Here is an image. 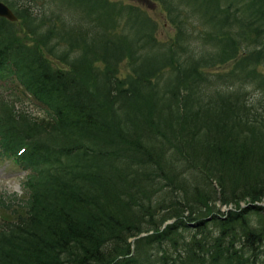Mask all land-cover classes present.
<instances>
[{"label": "trees", "instance_id": "trees-1", "mask_svg": "<svg viewBox=\"0 0 264 264\" xmlns=\"http://www.w3.org/2000/svg\"><path fill=\"white\" fill-rule=\"evenodd\" d=\"M0 1V264H264V0Z\"/></svg>", "mask_w": 264, "mask_h": 264}, {"label": "rangeland", "instance_id": "rangeland-1", "mask_svg": "<svg viewBox=\"0 0 264 264\" xmlns=\"http://www.w3.org/2000/svg\"><path fill=\"white\" fill-rule=\"evenodd\" d=\"M124 2H131L133 4H137L140 6L155 22H156V38L160 41L171 40L173 37V29L170 25L165 21L164 15L161 12L159 6L150 1V0H122ZM124 67L121 65V68ZM260 71L264 73V68L259 67ZM20 102L17 106L22 108H26L28 111L33 112L41 116L40 111L34 106L30 99L20 98ZM25 171L16 167L9 159H0V193L10 194L12 192H16L17 195L21 194L19 181L21 177L24 175ZM264 205V202H262ZM225 209H229L228 207L221 206L222 211H226ZM168 222V221H167ZM170 222V221H169ZM134 238V237H132ZM130 245L132 246V242L130 241Z\"/></svg>", "mask_w": 264, "mask_h": 264}, {"label": "water", "instance_id": "water-1", "mask_svg": "<svg viewBox=\"0 0 264 264\" xmlns=\"http://www.w3.org/2000/svg\"><path fill=\"white\" fill-rule=\"evenodd\" d=\"M0 17H3L9 21H14L16 19L15 15L13 14V12L10 10V8L7 7V5H5L3 2L0 1ZM244 204H241L240 206L243 207ZM248 205V204H247ZM255 205H263V203L257 204L255 203ZM228 210V209H225ZM168 222H165L164 224H167ZM163 224V225H164ZM144 236V233H140L138 236L131 238L130 241H133L135 238L137 237H141ZM132 248V246H131Z\"/></svg>", "mask_w": 264, "mask_h": 264}]
</instances>
